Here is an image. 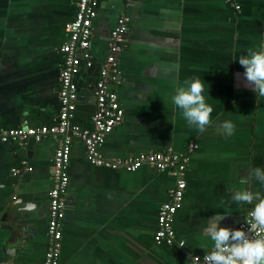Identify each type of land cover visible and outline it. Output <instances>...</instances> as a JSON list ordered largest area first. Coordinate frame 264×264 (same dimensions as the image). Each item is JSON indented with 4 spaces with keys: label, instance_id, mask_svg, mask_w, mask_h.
Here are the masks:
<instances>
[{
    "label": "crops",
    "instance_id": "1",
    "mask_svg": "<svg viewBox=\"0 0 264 264\" xmlns=\"http://www.w3.org/2000/svg\"><path fill=\"white\" fill-rule=\"evenodd\" d=\"M101 0L92 21V65L74 78L73 124L92 130L98 67L117 18H129L116 57L115 87L123 120L98 147L102 158L124 159L170 149L187 154L186 187L172 221L177 244L153 242L157 212L175 178L142 165L134 172L101 168L72 141L64 196L59 264H192L212 250L202 235L207 220L227 214L219 227L235 229L253 204L231 200L258 181L241 184L250 169H264V98L244 84L238 57L264 45V0ZM75 0H0V130L57 124L65 25ZM178 69L173 66H177ZM200 78L213 111L203 133L189 127L171 101L186 79ZM231 121V136L219 126ZM60 141H0V264H43L52 159ZM196 149L188 153V145Z\"/></svg>",
    "mask_w": 264,
    "mask_h": 264
},
{
    "label": "built area",
    "instance_id": "2",
    "mask_svg": "<svg viewBox=\"0 0 264 264\" xmlns=\"http://www.w3.org/2000/svg\"><path fill=\"white\" fill-rule=\"evenodd\" d=\"M101 0H75L74 19L65 25L66 42L60 47L62 54V68L59 75L58 103L59 114L57 124L38 128H19L16 130H0V141L20 140L22 142L33 139L39 141L43 137H59L60 141L54 151L52 159V186L49 191V210L46 228V251L43 264H59L61 248V222L64 218V196L69 185L67 169L69 165L70 148L73 139L79 138L85 148L87 161L101 168H122L127 172H134L140 166L150 165L157 171L169 170L175 178L174 186L168 191V199L161 204L157 212V228L153 234V242L177 244L174 241L172 221L176 212L181 208L183 194L186 187L185 168L187 154L178 155L170 149L153 153H140L124 159L107 160L102 158L98 147L103 143L105 135L118 126L123 120V111L117 100L115 87L120 84V73L117 68L116 57L125 44L129 18L122 14L117 18L115 27L107 39V56L98 67V79L95 83V110L92 115V130H87L73 124L77 99V88L74 78L79 74L81 64L92 65L89 52L92 36L91 24L97 14V5ZM230 2L234 9L238 6ZM196 145L190 143L187 152L191 153ZM251 210V209H250ZM248 210L247 213L250 211ZM247 213L242 222L235 229L247 231ZM255 236V233H249ZM204 255L193 256L192 264H204Z\"/></svg>",
    "mask_w": 264,
    "mask_h": 264
},
{
    "label": "clouds",
    "instance_id": "3",
    "mask_svg": "<svg viewBox=\"0 0 264 264\" xmlns=\"http://www.w3.org/2000/svg\"><path fill=\"white\" fill-rule=\"evenodd\" d=\"M236 59L244 69L245 86L251 88L257 100L264 98V45L260 46V50L249 49L247 55ZM173 67L178 69V65ZM204 90V83L200 78L186 79L171 97L174 106L181 110L187 125L200 133L210 125L213 111L206 103ZM219 129L222 135L228 137L233 134L235 125L230 120L223 121ZM253 180L264 186V169H250L240 183L249 184ZM231 200L241 205H254L247 213V231L219 227L220 221L227 214H216L209 218L202 235L212 241L213 247L204 255V264H264V196L258 191L244 188L233 191ZM249 233H255V236H250Z\"/></svg>",
    "mask_w": 264,
    "mask_h": 264
},
{
    "label": "flooded vegetation",
    "instance_id": "4",
    "mask_svg": "<svg viewBox=\"0 0 264 264\" xmlns=\"http://www.w3.org/2000/svg\"><path fill=\"white\" fill-rule=\"evenodd\" d=\"M45 251H46V249H45Z\"/></svg>",
    "mask_w": 264,
    "mask_h": 264
}]
</instances>
